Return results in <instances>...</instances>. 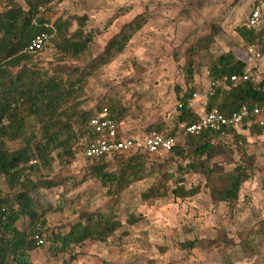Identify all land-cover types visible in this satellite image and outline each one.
I'll return each mask as SVG.
<instances>
[{
    "label": "trees",
    "instance_id": "obj_1",
    "mask_svg": "<svg viewBox=\"0 0 264 264\" xmlns=\"http://www.w3.org/2000/svg\"><path fill=\"white\" fill-rule=\"evenodd\" d=\"M63 1L0 0V264H31V251L35 248L46 246L49 251L65 252L87 241H108L123 225L119 212L124 192L148 178L153 181L142 192L143 200L170 194L181 199L193 197L200 192V185L187 187L185 176L197 174L204 177V187L214 202H223L234 209L242 185L254 170L255 159L247 151V137L236 126H230L225 128V134L212 129L198 135L184 134L182 142L176 140L171 148L156 154L119 152L108 160H89L80 180L63 175L77 158L80 142L91 136V118L103 109L116 119L118 137L129 135L123 132L121 124L134 104L126 101L119 90L103 95L93 109H82L80 99L86 93L90 77L121 53L148 21L147 14L135 16L109 38L99 55L88 59L96 32L86 29L85 17H65V12L59 13L55 2ZM73 22L77 27L72 28ZM221 29L218 24H211L206 35L190 34L182 48L174 50V60L179 63L183 59L180 68L186 86L182 92L180 88L177 90L179 113L168 132L164 133L162 123L147 131L176 138L181 125L194 123L213 109L230 117L245 105L263 106L264 78L257 82L230 79L232 74L249 67L247 59L233 50L220 55L211 52ZM237 31L246 51L259 40L264 54V27L256 30L246 22ZM42 32L53 36L50 44L55 48L54 57L46 66L39 60L43 49H28ZM81 60L85 62L83 66L68 64ZM204 67L210 82L205 90L207 98L201 100L203 113L198 114L191 102L200 100L194 98L195 93L202 92L198 90L196 77ZM217 81L219 84L212 85ZM259 120H264V109L248 126L250 135L263 133ZM162 154V161L153 159ZM56 164L60 165L57 172ZM87 178L105 189L107 201L103 208L76 212L75 220L57 229L47 228L48 214L63 211L68 205L66 192L75 190ZM127 221L135 224L138 218L130 214ZM38 224L42 227L37 231ZM37 232L45 238L43 245L34 239ZM196 243L206 248L216 245L213 240L186 241L182 247L192 248Z\"/></svg>",
    "mask_w": 264,
    "mask_h": 264
},
{
    "label": "rangeland",
    "instance_id": "obj_2",
    "mask_svg": "<svg viewBox=\"0 0 264 264\" xmlns=\"http://www.w3.org/2000/svg\"><path fill=\"white\" fill-rule=\"evenodd\" d=\"M23 3L24 0H18ZM262 2V3H260ZM258 3L264 27V0H64L55 2L59 13L85 17L86 29L96 32L88 59L95 58L106 47L109 38L139 14L148 21L113 60L98 69L89 79L86 93L81 97L82 109H93L103 95L119 90L126 101L132 102L131 113L123 120L121 129L129 135H143L158 123L165 125L164 133L174 127L179 113L177 90L186 88L181 65L173 58L177 47L192 34L204 36L211 24L221 26L211 52L220 55L233 50L240 58L247 51L237 28L247 22L252 7ZM73 27L77 23L73 22ZM55 53L53 44L40 53L43 66ZM71 66H83L84 60L68 61ZM253 69H252V68ZM248 68L258 79L264 78V58ZM198 90L209 86L207 69L197 75ZM192 107L202 114L204 102L193 100ZM180 126L176 140L183 141ZM249 124L242 122L236 129L247 137V151L255 159L251 177L242 185L234 209L223 202H214L204 187L205 179L197 174L185 176L187 187L200 185V192L190 198L143 200L153 181L148 178L133 184L122 196L120 219L122 228L106 242L87 241L71 251H49L48 247L31 251V264H264V129L261 135H250ZM11 145V144H10ZM15 146V145H13ZM164 154L153 157L162 161ZM89 160L78 157L63 175L80 180ZM55 172L60 165H55ZM171 168V167H170ZM172 169V168H171ZM68 205L63 211L47 216V228L57 229L73 221L79 211L102 209L107 196L105 189L91 179L81 181L75 190L66 192ZM54 202V198L51 197ZM138 218L130 224L127 217ZM46 235V234H45ZM213 240L215 246L206 248L196 243L184 248L186 241ZM49 244H47L48 246ZM248 248H250L248 250Z\"/></svg>",
    "mask_w": 264,
    "mask_h": 264
},
{
    "label": "built area",
    "instance_id": "obj_3",
    "mask_svg": "<svg viewBox=\"0 0 264 264\" xmlns=\"http://www.w3.org/2000/svg\"><path fill=\"white\" fill-rule=\"evenodd\" d=\"M262 10L257 5L249 14L247 26L259 30ZM52 35L47 32H42L32 40L29 45V50L45 49L52 39ZM260 41L256 40L247 48V54L255 59H263L264 54L260 50ZM231 81L236 82L252 81L257 82L258 77L250 68L245 69L242 73H235L230 76ZM219 84V81L213 82L212 85ZM207 91L197 92L194 98L205 100ZM264 109L263 106H255L249 108L246 105L240 110L233 113L230 117L225 116L218 109H213L205 113L201 118L191 124H184L185 134L198 135L205 129L222 130L225 134V128L237 126L246 120L247 124H252ZM258 124L264 129V120H259ZM91 136L86 137L77 148L76 156L87 160L93 159H110L114 154L119 152H138L146 151L151 154H156L161 150H167L175 143L176 138L173 135H166L156 131H151L143 135H127L122 138L118 137V126L114 116L105 108L103 111L91 118L90 120ZM35 161H31L34 163ZM42 227L38 224L37 231ZM34 239L38 245L45 243L43 234L35 233Z\"/></svg>",
    "mask_w": 264,
    "mask_h": 264
},
{
    "label": "crops",
    "instance_id": "obj_4",
    "mask_svg": "<svg viewBox=\"0 0 264 264\" xmlns=\"http://www.w3.org/2000/svg\"><path fill=\"white\" fill-rule=\"evenodd\" d=\"M260 3H262V2H260ZM259 6L260 7H262L260 4H259ZM243 58H245V59H247V61H248V63H249V65H254V63H256V61H258V60H261V59H255V58H252V57H243Z\"/></svg>",
    "mask_w": 264,
    "mask_h": 264
}]
</instances>
